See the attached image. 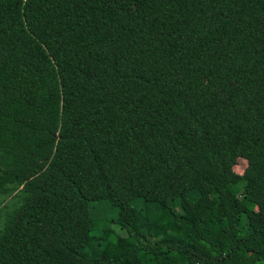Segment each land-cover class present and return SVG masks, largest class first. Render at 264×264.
<instances>
[{
	"label": "trees",
	"instance_id": "1",
	"mask_svg": "<svg viewBox=\"0 0 264 264\" xmlns=\"http://www.w3.org/2000/svg\"><path fill=\"white\" fill-rule=\"evenodd\" d=\"M255 216L264 0H0V264H264Z\"/></svg>",
	"mask_w": 264,
	"mask_h": 264
},
{
	"label": "rangeland",
	"instance_id": "2",
	"mask_svg": "<svg viewBox=\"0 0 264 264\" xmlns=\"http://www.w3.org/2000/svg\"><path fill=\"white\" fill-rule=\"evenodd\" d=\"M246 165H247V162L244 159H238L236 165L233 167V171L237 174H242L244 169L246 168ZM104 215L107 219H109L115 215V211L113 209H111L110 207L106 208L104 211ZM133 218H134V224H135V227L137 228V230L144 232V233H147L145 222L141 219H138L136 217L135 212H133ZM1 222H2V219L0 220V228H1ZM252 224H253L254 228H260V227L264 226V221L261 218L255 216L252 219ZM120 236L122 237L121 238L122 240H126L125 236H122V235H120ZM114 250H115L114 247L107 246L105 249V252L109 255H115Z\"/></svg>",
	"mask_w": 264,
	"mask_h": 264
}]
</instances>
